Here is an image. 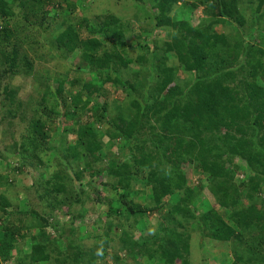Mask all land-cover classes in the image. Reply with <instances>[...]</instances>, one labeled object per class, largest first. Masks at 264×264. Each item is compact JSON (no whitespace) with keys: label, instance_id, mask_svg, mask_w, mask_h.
Wrapping results in <instances>:
<instances>
[{"label":"trees","instance_id":"obj_1","mask_svg":"<svg viewBox=\"0 0 264 264\" xmlns=\"http://www.w3.org/2000/svg\"><path fill=\"white\" fill-rule=\"evenodd\" d=\"M150 1L157 9L150 19H156L155 26L165 29L171 38L165 40L163 46L153 43L151 47L148 42L127 44L126 26L129 28L130 24L125 25L112 13L98 16L90 23L85 16L73 17L71 5L72 10H64L54 0H0V53L11 71L22 52V44L15 43L22 42L20 35L23 33L17 28L19 21L24 20L28 30L34 27V20L42 27L46 20L49 22L53 18L55 24H47L42 30H48L52 25L53 28H64L52 35V44L67 57L78 51L91 73L105 74L102 83L112 82L129 90V104L119 111L114 121L105 116L107 106L96 102L95 107L90 108L94 122H81L71 129L77 136L74 145L67 144L66 131L63 134L60 128L57 139L51 144L49 121L53 115H63L73 123L80 114L78 110L83 111L94 94L99 92L95 83L84 84L87 89L84 100L82 95L72 98V112L71 105L65 101L63 105L67 110L61 114L57 110L58 103L54 105L52 102L49 107L47 97L43 96L40 109L29 124L25 138L27 146H22L25 156H21V163L33 167L36 163L42 165L41 160L45 161L49 152L55 150L54 166L57 168L46 183L51 197L60 204L65 203L72 219L73 253L58 259L63 264H94L97 260L92 253L83 250L79 237H76L78 229L75 223L83 219L84 213L81 209L75 213L72 208L85 206L94 180L105 176L108 180L103 183L104 188L118 196V199L109 196L106 200L108 216L113 215L108 228L117 218L130 220L138 213L146 214L149 209H162L167 198L175 200L169 204L170 215L164 217L169 224L160 225L162 234L157 232L152 238L139 242L131 235L132 230L128 232L124 229L123 222L118 224L123 230V247L128 249L130 256L146 255L154 263L160 261L157 264H193L189 259L191 235L184 222L194 221L204 236L230 246L231 264H264V199L261 196L264 183V86L258 83L259 80L264 81V27L259 21L264 15V0L258 1L254 24L249 26L250 29H257V36L261 38L256 45L245 42L244 36L250 37L254 32L249 29L246 33L249 20L240 11V0ZM134 2H138V6L142 2V8L148 10L145 7L147 0ZM199 5H208L214 15L210 19H202L195 26L186 13L192 14ZM176 10L179 17L172 14ZM60 16H64L63 21L56 24ZM31 17H34L33 21ZM219 24H230L235 29L234 36L230 39L225 33L214 31V26ZM84 29L87 36H82ZM28 36H24V41L34 39ZM9 47L10 51L3 50ZM129 49L142 53L133 59L129 56ZM173 59H177L178 66H168ZM131 64L147 68L149 79L143 81L144 89L154 79L155 70L158 71L157 82L149 96L145 93L143 102L132 96L137 90L135 82H131L128 76L131 74L138 78L141 70L133 69ZM179 68L194 76L187 87L178 81ZM114 71L116 78L112 76ZM63 87L64 83L60 81L55 96L61 94ZM8 94L11 98L16 95L12 90ZM150 100H155V104ZM80 103L81 109L77 108ZM146 124L151 127L154 139L141 137L140 129ZM222 126L226 128L224 133L220 130ZM106 137L108 142L104 140ZM116 140L121 141L124 150H128L127 155H130L123 163L116 155H107ZM177 155L176 163L174 157ZM237 158L248 169L245 181L237 180L236 172L242 167L235 166ZM183 160L199 163L203 172L208 174L211 191L219 208L228 210L229 222L207 202H197L202 190L200 186L188 187L185 171H181ZM103 162L102 166H97ZM75 163L77 168L79 164L83 165L75 172L76 179L83 180L86 173H90L91 178L87 189L78 193L71 188L73 179L63 170L74 168ZM136 180L151 187L149 204H153L150 208L135 202L140 194L134 187ZM48 189L42 198L48 196ZM42 192L38 188L40 196ZM242 198L249 199L246 206L242 205ZM99 201L102 203V200ZM13 206L12 199L0 194V212L12 215L16 213V208L15 212L9 211ZM48 206L53 208L54 204L49 202ZM192 206L203 210L195 214ZM42 220L46 225L40 229L49 224L44 218ZM138 222L135 218L130 226ZM20 224L16 227L8 221L1 228L0 260L9 259L17 248L16 234L25 227V223ZM177 226L183 230L180 231ZM39 233L46 235L43 229ZM32 237L34 240L29 255L19 264L50 262L48 246L54 243L51 237L46 236L42 243L36 241L35 235ZM62 253L60 251L59 255Z\"/></svg>","mask_w":264,"mask_h":264},{"label":"rangeland","instance_id":"obj_2","mask_svg":"<svg viewBox=\"0 0 264 264\" xmlns=\"http://www.w3.org/2000/svg\"><path fill=\"white\" fill-rule=\"evenodd\" d=\"M62 9L72 10L70 5L73 7V17L85 16L90 20L98 16L108 15L110 13L115 14L125 25L130 24L127 28V44H145L150 43L153 47V43H157L159 46H163L165 40H170V36L167 31L162 28H157L156 19H150L153 12H157V9L153 7V3L150 0L145 3V7L148 10L143 9L144 5L142 2L138 6V2L134 0H54ZM240 11L245 14L249 20L246 25V33L249 31V26L254 24L253 20L256 16V9L259 0H240ZM138 7V8H137ZM66 10V11H67ZM19 11V10H18ZM178 11H172L175 16L179 13ZM187 12V11H186ZM264 12V11H262ZM185 13V12H184ZM188 14L192 23L197 26L202 19H210L213 17L214 12L208 5H199L197 9L192 13ZM178 16V15H177ZM183 16V15H182ZM179 17V16H178ZM64 16H60L56 20L57 22L63 21ZM32 21L34 17H31ZM55 19L46 20L42 27H46L47 24H55ZM260 25L264 27V15L259 18ZM25 21L20 20L18 23V29L22 35V42H15L16 44H22V52L20 58L15 62L14 69L11 71L9 64L4 63V58L0 53V194H5L8 198L12 199L14 206L9 209L10 212L16 213L12 215H6L0 212V230L8 221L12 222L14 226H20V223H25V227L18 231L16 234V249L12 251V256L7 260H0V264H19L26 260L31 250L32 241L34 240L33 235L36 237V241L45 242V237L50 236L52 243L49 247L51 252V261L46 264H63L59 259H64L73 253V246L75 238L71 236L70 225L72 222L71 216L69 215V208L65 203H58L56 199L51 197V190L47 186V180H50L51 175L57 167L55 163V150L50 151L47 158L42 159V165L29 166L21 163L22 146H27L26 143V132L29 124L35 116V113L39 111V103L41 98L47 97V104L49 107L52 106V102L55 105L58 103V109L63 114L67 109L64 107L65 101L70 106V112L74 108L72 105V98L77 95L86 96L87 89L84 88V84L95 83L99 92L94 94L93 100L87 105L86 108L78 110L80 114H77L76 119L73 121H67L66 118L61 115L60 117L52 116L49 121V142L52 144L57 139L58 128L67 134V144H75L77 136L71 131L76 128L77 124L81 122H87L92 120L90 108L95 107V103L98 102L101 105L107 106L105 116L107 119L115 120L119 116V111L129 104V90L124 89L120 86L115 85L112 82L102 83L101 80L105 77L104 73L93 74L89 71L87 65H85L80 57L78 51L71 56L67 57L66 53L52 44V35H56L59 31L63 30L64 27H50L48 30H42V27L37 21H33L34 27L25 29ZM1 24V22H0ZM236 26V25H235ZM258 28V27H257ZM25 29V30H24ZM214 31L219 33H225L231 39L235 29L230 24H219L214 26ZM253 30V34L250 37L244 36L245 42L250 45H256L257 40L261 39L257 36V29ZM82 32V36H87L88 33L85 29ZM32 36L34 39H26V34ZM234 36V35H233ZM29 37V36H28ZM1 50V49H0ZM3 50L10 51L9 48ZM7 51V52H8ZM133 59H135L142 52L139 50L134 51L129 49L128 52ZM145 54V52H143ZM162 62V61H160ZM164 65V63H162ZM177 65V59H173L168 62V66ZM133 69L141 70V75L136 78L132 77L131 74L128 79L131 82H135L136 92L132 94L133 98L143 102L144 95L149 96V92L152 90V86L157 82L158 71L155 70L153 79L148 84L146 89L142 88L143 81L147 78V68H140L137 64H131ZM14 72V73H12ZM113 78H116V71L113 73ZM111 76V75H110ZM178 81L183 87H187L194 80V76L186 73L182 68L178 70ZM145 80V81H146ZM238 80V81H237ZM63 81L64 87L61 94L55 96L56 88L58 83ZM236 81L239 82L238 77ZM258 83L264 86V81L259 80ZM12 90L16 95L13 98L9 97L8 92ZM162 97V96H161ZM159 97V98H161ZM85 97H83V100ZM156 100V98H155ZM155 100H150L155 104ZM151 104V103H150ZM67 105V106H68ZM82 105L79 104V109ZM69 108V107H68ZM69 110V109H68ZM94 120L91 121L93 123ZM74 127V128H73ZM141 137L154 139L151 137V127L146 124L140 129ZM222 133L226 132V128L222 126L220 129ZM68 132V133H67ZM108 142V138L104 139ZM55 144V143H54ZM53 144V145H54ZM148 147V144H146ZM150 148L152 147L149 144ZM112 151L108 153V157L116 155L122 163L130 158L128 150H124L121 141L116 140L111 145ZM43 153V152H42ZM44 157V155H42ZM130 161V160H129ZM174 161L178 162V155L174 157ZM106 162V159L104 160ZM103 163L97 166H102ZM184 162H189L183 160ZM181 164V171H185L187 177L188 187H201V195L197 199V202H207L210 206L214 207L216 211L223 217V219L229 222L228 210L219 208L217 200L211 191L210 184H208V174L203 172L202 167L199 163H184L183 168ZM235 166H242L236 173L238 181H245L248 175V169L245 167V163L241 159H235ZM82 168V163L78 165ZM77 164L75 163L74 168H64L65 174L69 175V178L73 179L71 188L74 192H81L87 189L89 182L90 173L84 175L83 180L79 181L75 178L74 174L78 171ZM146 173V170H145ZM108 179L103 176L96 178L92 189L87 193L85 206L81 208L78 205L76 208L73 207V212L82 210L84 217L81 220H77L75 227L78 229V235L80 244L83 246V250L87 251L88 254H93L97 259L94 264H157L160 261L154 263L152 259L147 258L146 255L140 257H132L128 253V249L123 247L121 237L123 236V230L118 225L120 222L124 223V229L130 232L134 240L141 242L143 239L152 238L157 232H160V225H168L169 222L164 220V217L169 216V204L175 200L167 198L165 200V206L158 210H150L144 214H137V216L130 217V220L124 218H117L115 222H111V228H108L109 220L113 218V215L108 216V208L106 200L109 196L114 199H118L111 191L104 188V184ZM8 183V184H6ZM36 184V186H35ZM134 187L140 191V194L135 198V202L142 205L143 207L150 206L151 201V187L145 186L141 182L136 180ZM41 189L42 196L38 193ZM48 196L42 198L46 190ZM263 192L261 194L264 199V183L262 186ZM142 191V193H141ZM50 193V194H49ZM46 194V195H47ZM61 198V197H59ZM99 198V199H97ZM102 200V203L99 201ZM53 201V202H52ZM54 204L53 208L48 206V203ZM55 202V203H54ZM242 205L246 206L249 203L248 198H242ZM197 206V205H196ZM195 209V214L200 213L202 208L192 206ZM35 212L30 214V212ZM44 218L49 224L42 228L46 232V235L40 234L39 231L42 226L46 224L42 220ZM139 221L133 227L130 226L133 219ZM186 230L191 235L190 243V255L189 259L193 264H231L233 258L230 251V246L221 242L214 241L204 236L201 233L199 225L196 222H184ZM177 228L182 231L180 226ZM106 231H108L106 233ZM160 232L159 234H162ZM152 245V244H150ZM153 246V245H152ZM60 251H63L59 255ZM102 251L105 252V256L102 255ZM60 256V257H58ZM59 258V259H58ZM155 259V258H154ZM153 259V260H154ZM263 264V263H262Z\"/></svg>","mask_w":264,"mask_h":264}]
</instances>
